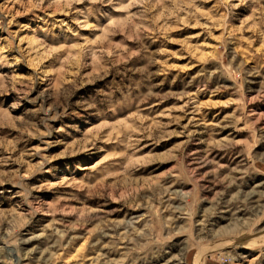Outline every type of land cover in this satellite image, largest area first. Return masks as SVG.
Wrapping results in <instances>:
<instances>
[{"label":"rangeland","instance_id":"obj_1","mask_svg":"<svg viewBox=\"0 0 264 264\" xmlns=\"http://www.w3.org/2000/svg\"><path fill=\"white\" fill-rule=\"evenodd\" d=\"M0 264H264V0H0Z\"/></svg>","mask_w":264,"mask_h":264},{"label":"bare ground","instance_id":"obj_2","mask_svg":"<svg viewBox=\"0 0 264 264\" xmlns=\"http://www.w3.org/2000/svg\"><path fill=\"white\" fill-rule=\"evenodd\" d=\"M11 251H12V249H11ZM10 252V251H9ZM15 252V251H14ZM13 253V252H12ZM10 254H11V252H10Z\"/></svg>","mask_w":264,"mask_h":264}]
</instances>
